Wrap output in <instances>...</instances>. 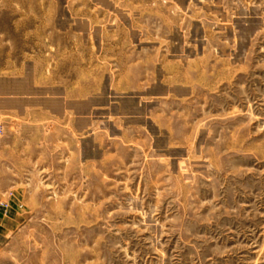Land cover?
<instances>
[{
    "label": "rangeland",
    "instance_id": "obj_1",
    "mask_svg": "<svg viewBox=\"0 0 264 264\" xmlns=\"http://www.w3.org/2000/svg\"><path fill=\"white\" fill-rule=\"evenodd\" d=\"M12 8L0 264H264V0Z\"/></svg>",
    "mask_w": 264,
    "mask_h": 264
},
{
    "label": "crops",
    "instance_id": "obj_2",
    "mask_svg": "<svg viewBox=\"0 0 264 264\" xmlns=\"http://www.w3.org/2000/svg\"><path fill=\"white\" fill-rule=\"evenodd\" d=\"M0 121L14 120L22 112V103L37 95L35 68L27 60L19 59L22 47L14 32H26L23 25L13 24L12 0H0ZM20 54V55H19ZM32 73L31 82L29 75ZM36 93L29 94V91ZM37 98V97H36Z\"/></svg>",
    "mask_w": 264,
    "mask_h": 264
},
{
    "label": "built area",
    "instance_id": "obj_3",
    "mask_svg": "<svg viewBox=\"0 0 264 264\" xmlns=\"http://www.w3.org/2000/svg\"><path fill=\"white\" fill-rule=\"evenodd\" d=\"M2 132H3V131L0 129V135L2 134Z\"/></svg>",
    "mask_w": 264,
    "mask_h": 264
}]
</instances>
